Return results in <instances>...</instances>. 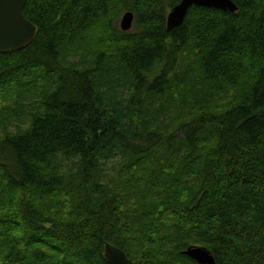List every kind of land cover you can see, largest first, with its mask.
I'll return each mask as SVG.
<instances>
[{
  "label": "trees",
  "instance_id": "16d2710c",
  "mask_svg": "<svg viewBox=\"0 0 264 264\" xmlns=\"http://www.w3.org/2000/svg\"><path fill=\"white\" fill-rule=\"evenodd\" d=\"M180 1L27 0L34 40L0 53V264H109L105 242L264 264V0L168 31Z\"/></svg>",
  "mask_w": 264,
  "mask_h": 264
},
{
  "label": "water",
  "instance_id": "95a60500",
  "mask_svg": "<svg viewBox=\"0 0 264 264\" xmlns=\"http://www.w3.org/2000/svg\"><path fill=\"white\" fill-rule=\"evenodd\" d=\"M27 0H0V53L19 51L32 43L37 26L30 21L24 9ZM194 5L216 8L227 12H237L234 0H181L168 13L167 30L184 24L190 8ZM135 13L126 11L120 19V28L130 31L134 26ZM198 264H217L214 253L206 246L190 245L181 252ZM104 256L109 264H131L126 251L110 242H105Z\"/></svg>",
  "mask_w": 264,
  "mask_h": 264
},
{
  "label": "rangeland",
  "instance_id": "374dc122",
  "mask_svg": "<svg viewBox=\"0 0 264 264\" xmlns=\"http://www.w3.org/2000/svg\"><path fill=\"white\" fill-rule=\"evenodd\" d=\"M123 15V14H122ZM122 15H121V17H122ZM121 17L119 18V21H118V24H119V26H120V19H121ZM220 101V100H219ZM3 105H7V103L5 102ZM19 118V120H13V123H12V125L11 126H9V129L10 130H15L16 129V127L17 126H23L24 124L26 125L27 124V114L25 113V112H21L20 113V116L18 117ZM4 130V128H0V132H2ZM118 156H115V157H111V158H109L108 160H107V162H106V166H107V168L109 169V170H111V172L112 173H114V170L116 169V168H118Z\"/></svg>",
  "mask_w": 264,
  "mask_h": 264
}]
</instances>
